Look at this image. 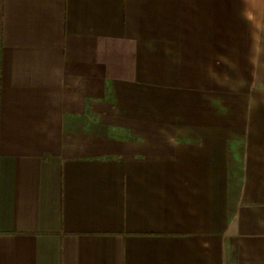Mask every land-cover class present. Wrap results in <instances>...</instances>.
<instances>
[{"label": "crops", "instance_id": "0c3cea01", "mask_svg": "<svg viewBox=\"0 0 264 264\" xmlns=\"http://www.w3.org/2000/svg\"><path fill=\"white\" fill-rule=\"evenodd\" d=\"M0 264H264V0H0Z\"/></svg>", "mask_w": 264, "mask_h": 264}]
</instances>
